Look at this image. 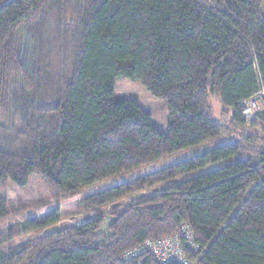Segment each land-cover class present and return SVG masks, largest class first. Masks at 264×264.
I'll return each instance as SVG.
<instances>
[{"label":"trees","instance_id":"1","mask_svg":"<svg viewBox=\"0 0 264 264\" xmlns=\"http://www.w3.org/2000/svg\"><path fill=\"white\" fill-rule=\"evenodd\" d=\"M262 1L0 0V133L14 115L19 124L4 133L10 145L0 144V185L24 188L34 175L65 198L223 133L229 139L84 197L88 220L0 252V264H180L136 253L173 237L189 262L264 264V110L247 119L242 107L256 94L264 101ZM50 49L61 84L45 106L34 60ZM120 77L166 103L165 132L138 101L115 98ZM210 99L229 115L226 125ZM257 127L261 136L249 133ZM36 204L0 196V219ZM60 222L59 209L49 210L2 229L0 242Z\"/></svg>","mask_w":264,"mask_h":264},{"label":"rangeland","instance_id":"2","mask_svg":"<svg viewBox=\"0 0 264 264\" xmlns=\"http://www.w3.org/2000/svg\"><path fill=\"white\" fill-rule=\"evenodd\" d=\"M27 34L23 37V45L22 49L25 48V40ZM29 54V53H27ZM57 54L50 49L48 54L45 56L44 60H42V54L39 55L38 59L34 60L36 70L40 72V75L36 78V86L39 88V102L41 105H51L54 103L57 97V93L59 90V86L61 84V78L58 75L59 63L57 61ZM115 98L120 99H134L138 101L140 106L150 114L151 122L154 127L159 129L162 132L166 131L167 128V107L166 103L163 100L157 99L150 95L143 86L137 81H131L127 78H117L115 81ZM18 95V92L17 94ZM211 104L213 106V118L217 122L226 125L229 121V115H222L221 107L217 103L216 100L210 99ZM254 102V112L263 111L264 110V101L262 99L261 94H256L252 98ZM23 115H26L24 112ZM11 126L8 124L9 121H4L2 123L1 129L5 130L4 133H8L10 137L13 136L11 132H9L8 128L13 127V131L17 132L19 130L18 124V116L14 115L10 117ZM260 129L257 127L254 131H249V133L256 132V135L259 134ZM0 133V144L7 143L9 140V135ZM253 134V133H252ZM261 136V135H260ZM228 137L223 133L221 136L214 138L212 140L206 141L202 144L181 150L179 152L173 153L170 156L160 158L148 165H144L138 168H134L128 172L117 173L116 175L107 178L105 180L96 182L89 186H85L75 192L73 195L68 197H58L56 196L48 186L37 176H31L29 179V183L24 188H18L10 181H6L3 185H0V196L5 197L10 200H34L39 205H34L33 207L26 209L25 212L19 214H10L5 218L0 219V231L5 229L9 225L22 223L26 219L40 215L49 210H53L58 208L60 211L61 222L57 225L51 226L42 230L41 232H32L26 235L21 236L20 238H16L12 241H3L0 243V252H5L11 247H17L26 241L30 240L32 237L36 236L39 233H43L45 231H50L54 228L60 227L61 224L69 223L73 225H77L80 221H83L86 217H91L93 214L91 212H86L82 209L78 202L84 197L91 195L96 192H100L112 186L127 182L129 180L135 179L137 177L155 172L159 169H162L171 164L177 163L179 161L185 160L195 155H199L204 153L205 151H209L215 147L221 146L224 143L228 142ZM5 143V145H6ZM9 143V142H8ZM10 145V143H9ZM257 146V145H256ZM239 159H245V157L240 156ZM221 164H215L208 166L204 169L197 170L191 174L185 175L182 178H178L174 181H179L181 179H187L189 177H194L200 174H203L211 169H214ZM144 194L149 195L151 191H146ZM108 219L104 220V224L102 228L107 224ZM106 233L105 230H101L100 236ZM9 252L6 251V254Z\"/></svg>","mask_w":264,"mask_h":264},{"label":"built area","instance_id":"3","mask_svg":"<svg viewBox=\"0 0 264 264\" xmlns=\"http://www.w3.org/2000/svg\"><path fill=\"white\" fill-rule=\"evenodd\" d=\"M243 107V115L248 119L254 116L253 109H254V102L252 99L246 100L242 103ZM182 234L184 235V238L187 239L188 244H192L190 239L187 238V232L186 229H182ZM177 238L173 237L172 240H163L162 242L156 244L147 242L143 250L140 248L137 254L140 253H146L149 252L150 255L154 256L156 259L162 262H170V261H177L180 264H197L193 262H189L185 260L184 258L177 255ZM190 248V247H189ZM191 249V248H190ZM147 251V252H146Z\"/></svg>","mask_w":264,"mask_h":264},{"label":"water","instance_id":"4","mask_svg":"<svg viewBox=\"0 0 264 264\" xmlns=\"http://www.w3.org/2000/svg\"><path fill=\"white\" fill-rule=\"evenodd\" d=\"M4 5V4H3ZM2 6V5H1ZM260 12H261V17H262V19H263V21H264V0L262 1V3H261V8H260ZM90 217H86L83 221H86V220H88Z\"/></svg>","mask_w":264,"mask_h":264}]
</instances>
